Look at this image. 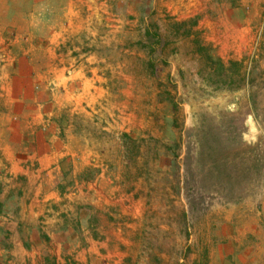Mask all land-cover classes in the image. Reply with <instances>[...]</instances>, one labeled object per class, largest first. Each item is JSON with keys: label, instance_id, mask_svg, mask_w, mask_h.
<instances>
[{"label": "rangeland", "instance_id": "rangeland-1", "mask_svg": "<svg viewBox=\"0 0 264 264\" xmlns=\"http://www.w3.org/2000/svg\"><path fill=\"white\" fill-rule=\"evenodd\" d=\"M46 1L0 61V264H264V0Z\"/></svg>", "mask_w": 264, "mask_h": 264}, {"label": "crops", "instance_id": "crops-1", "mask_svg": "<svg viewBox=\"0 0 264 264\" xmlns=\"http://www.w3.org/2000/svg\"><path fill=\"white\" fill-rule=\"evenodd\" d=\"M47 1L46 0H0V61H8L7 56L14 51L8 50L10 47L14 46V44L21 46V44H29V36L30 34H33L34 29L38 32L40 29L41 31H45L46 29H60L62 30L64 27L62 26V23H60L57 26H50L48 24V20L45 19L48 18V8H50V5L46 7ZM50 11V10H49ZM69 16V14H68ZM70 19H68L69 21ZM72 28V22H70V26ZM11 35H14L15 38H12ZM43 36V35H42ZM14 39V41H13ZM41 42H44V40H41ZM43 46V44H42ZM19 47H16L15 49V55L20 56V52H18ZM19 61V59H18ZM2 73L7 72V66H2ZM3 76V75H2ZM2 78V77H1ZM21 130H18L20 132ZM3 143L0 145L1 150L6 154V160L10 159H16V161L19 163L17 164L20 166L22 164L21 161V153L19 152L18 144L19 139L21 136L18 134L17 139L18 142H11L10 136L7 137L5 135ZM33 151H28V153H24L25 155H31ZM40 153H36L35 155L38 156L39 164L37 169V178L40 177L39 172H44L46 169V165L50 163V165L55 164V160L59 157L53 150L45 151V149L39 150ZM35 153V151H34ZM15 161V160H14ZM57 170V167L54 168L53 171L49 172V174H54L52 172H55ZM17 169L11 170V172H14L15 174H18ZM29 216V215H28ZM27 217V216H26ZM30 217V216H29ZM25 220V219H24ZM13 238V237H12ZM22 236H20V239L17 240L16 238L12 239V244L14 242V246L16 248L25 249V242L23 239H21ZM11 244V246H13Z\"/></svg>", "mask_w": 264, "mask_h": 264}, {"label": "bare ground", "instance_id": "bare-ground-1", "mask_svg": "<svg viewBox=\"0 0 264 264\" xmlns=\"http://www.w3.org/2000/svg\"><path fill=\"white\" fill-rule=\"evenodd\" d=\"M251 125H252V122L250 121Z\"/></svg>", "mask_w": 264, "mask_h": 264}]
</instances>
